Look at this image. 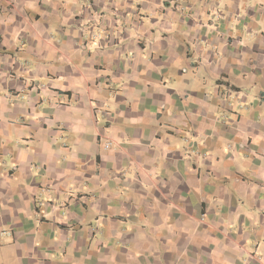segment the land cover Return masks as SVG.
<instances>
[{
	"label": "crops",
	"instance_id": "obj_1",
	"mask_svg": "<svg viewBox=\"0 0 264 264\" xmlns=\"http://www.w3.org/2000/svg\"><path fill=\"white\" fill-rule=\"evenodd\" d=\"M0 264H264V0H0Z\"/></svg>",
	"mask_w": 264,
	"mask_h": 264
}]
</instances>
